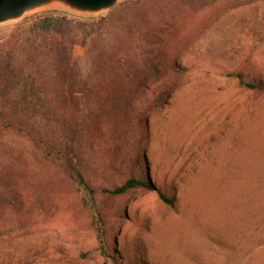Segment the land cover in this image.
<instances>
[{
    "label": "rangeland",
    "instance_id": "rangeland-1",
    "mask_svg": "<svg viewBox=\"0 0 264 264\" xmlns=\"http://www.w3.org/2000/svg\"><path fill=\"white\" fill-rule=\"evenodd\" d=\"M51 11L65 12L46 9L20 22ZM163 13V61L185 72L165 79L172 92L144 125L118 133V168L108 165L114 134H105L98 174L100 183L119 182L140 159L172 203L143 188L98 195L103 256L82 191L50 171L28 141L8 135L34 179L20 184L24 203L0 234V264H264V0H168ZM73 56L89 68L84 45ZM231 71L261 87H240Z\"/></svg>",
    "mask_w": 264,
    "mask_h": 264
},
{
    "label": "trees",
    "instance_id": "trees-1",
    "mask_svg": "<svg viewBox=\"0 0 264 264\" xmlns=\"http://www.w3.org/2000/svg\"><path fill=\"white\" fill-rule=\"evenodd\" d=\"M167 4L168 0H124L97 18L51 11L0 34V234L24 203L20 184L34 179L28 156L5 140L11 134L28 141L50 171L82 191L103 256L105 215L98 195L143 188L156 190L164 202L172 203L145 177L140 159L119 182L100 183L105 159L98 157L105 134H114L108 163L113 168L124 143L118 133L144 125L147 111L163 106L172 92L173 85L165 79L185 72L163 61ZM78 43L86 47V71L73 56ZM227 75L240 87H261L242 72ZM143 100L149 103L145 111L139 107Z\"/></svg>",
    "mask_w": 264,
    "mask_h": 264
},
{
    "label": "water",
    "instance_id": "water-1",
    "mask_svg": "<svg viewBox=\"0 0 264 264\" xmlns=\"http://www.w3.org/2000/svg\"><path fill=\"white\" fill-rule=\"evenodd\" d=\"M122 0H0V27L18 24L24 17L46 9H62L76 16L110 12Z\"/></svg>",
    "mask_w": 264,
    "mask_h": 264
}]
</instances>
